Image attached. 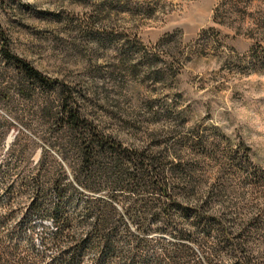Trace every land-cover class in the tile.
Listing matches in <instances>:
<instances>
[{"label": "rangeland", "instance_id": "rangeland-1", "mask_svg": "<svg viewBox=\"0 0 264 264\" xmlns=\"http://www.w3.org/2000/svg\"><path fill=\"white\" fill-rule=\"evenodd\" d=\"M0 26L10 53L49 81V88L20 86L0 36V238L16 247L14 262L28 252L41 264L55 257L42 244L55 232L52 219L30 214L33 193L22 185L34 182L41 158L55 178L63 167L72 179L61 98L124 147L167 153L168 169L178 167L166 232L159 222L139 231L121 213L128 233L154 239L148 256L160 251L158 239L177 245L181 233L203 238L205 218L229 226L240 213L247 218L245 203L264 216V186L255 191L245 179L256 171L264 181V0H0ZM108 194L79 188L65 206L78 224L86 200ZM57 201L51 195L48 207ZM79 232L80 264H124L123 256L93 250ZM214 234L209 243L222 256L211 261L191 243L199 262L234 264L238 257ZM249 238L254 263L264 264V241Z\"/></svg>", "mask_w": 264, "mask_h": 264}, {"label": "trees", "instance_id": "trees-1", "mask_svg": "<svg viewBox=\"0 0 264 264\" xmlns=\"http://www.w3.org/2000/svg\"><path fill=\"white\" fill-rule=\"evenodd\" d=\"M2 34L0 26L3 41L1 54L21 75L20 86L36 84L49 88V81L42 73L10 53L8 41ZM59 101L61 132L65 145L74 157L68 165L72 179L67 180L63 167L55 178L49 172L47 161L41 158L35 167L37 177L34 182L29 187L25 182L22 185L23 190L29 188L33 193L30 214H44L52 219L55 232L42 242L46 252H55L52 264H80L84 252L79 238V230L82 229L87 232V242L93 250L103 249L109 256H123L124 264H202L198 260L197 249L191 243L200 244L198 247L205 248L209 252V259L215 261L216 257L222 255L209 243L213 232L216 238L223 239L219 242L224 244L225 250L238 257L234 264H256L253 249L249 245V234L264 241V216L259 214V206L250 202L242 208L249 212L247 218L242 219L245 214L240 213L239 218L230 222V226L225 222L215 223L206 219L202 211H195L193 214L204 217L208 223L206 225L209 227L206 226L204 231L206 236L199 238L196 233H181L184 241L177 245H169L162 239L155 240V243L159 242L160 251L148 256L150 248L155 246L152 242L154 239L139 240L135 234L128 233L126 228L121 227L124 224L120 221L121 213L133 220L139 231L146 232L150 222H159L162 226L160 232H166L172 226L177 196L170 181L178 176V167L168 169L170 155L167 153L154 154L128 149L106 136L96 126L83 120L70 97ZM63 159L67 160L66 157ZM245 179L255 191L264 186V181L256 176V171ZM79 188L91 192L107 189L110 194L109 197H89L84 203L83 219L77 224L65 204L74 199L72 194H79ZM51 195L58 200L54 207L47 205ZM14 249L15 246L10 247L0 238V264H41V257L29 252L14 262ZM69 254L70 257L66 258ZM29 256L32 259H27ZM97 264H103V261L97 260Z\"/></svg>", "mask_w": 264, "mask_h": 264}]
</instances>
